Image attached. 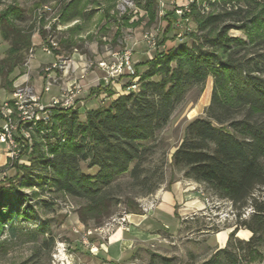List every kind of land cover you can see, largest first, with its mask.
<instances>
[{
	"label": "trees",
	"instance_id": "trees-1",
	"mask_svg": "<svg viewBox=\"0 0 264 264\" xmlns=\"http://www.w3.org/2000/svg\"><path fill=\"white\" fill-rule=\"evenodd\" d=\"M82 2L71 0L62 6L60 23L90 18ZM138 7L152 23L157 0H139ZM188 9L180 19L191 18L196 34L187 35L188 44L168 51L159 50L165 38L158 42L154 57L135 68L137 74L138 67L145 68L137 91L87 111L83 120L76 110H52V132L33 142L31 149L37 153L30 166L18 167L14 181L0 182V236L16 240L32 235L35 242L38 236L47 235L39 228L27 233L13 224V217L22 223L33 212L16 181L21 187L35 189V194L56 193L77 202V218L86 228L101 227L122 202L126 213L140 214L136 198L152 196L164 182L163 164L150 162L158 148L156 136L190 91L211 78L204 116L186 123L171 155L168 186L176 181L178 172L229 201L238 219L251 208L249 219L237 222L227 246L218 252L229 264H240L242 258L264 248V0H193ZM174 15L167 13L164 19ZM23 18V11L15 6L0 12V38L8 44L0 57V87L7 93L13 91V82L32 47L35 26L23 27ZM120 20L123 27L130 19L122 16ZM231 31H240L244 38L232 36ZM39 35L44 37L43 31ZM64 43L74 45L72 40ZM83 165L95 172L84 171ZM125 176L132 196L126 194L121 201L119 182ZM256 189H261L259 197L252 196ZM42 204L53 205L45 200ZM239 227L252 233L248 241L234 238ZM43 239V245H53L52 237Z\"/></svg>",
	"mask_w": 264,
	"mask_h": 264
},
{
	"label": "rangeland",
	"instance_id": "rangeland-1",
	"mask_svg": "<svg viewBox=\"0 0 264 264\" xmlns=\"http://www.w3.org/2000/svg\"><path fill=\"white\" fill-rule=\"evenodd\" d=\"M70 1L0 0V12L9 6L18 7L23 11L24 16L21 25L28 27L34 24L35 26L32 36L35 58L30 64L29 83L34 85L37 82L38 88H35L37 94L42 92L43 68L53 63L57 56L70 57L77 52L73 55L77 62L80 63L77 56H81L82 60L86 58L85 63L93 64L87 70V76L84 79H78L79 82L82 81L81 84H84L82 85L84 88L74 100L75 109H69L76 110L80 115L82 106L86 102L88 103V99L94 100L96 104L100 105L99 107H105L121 93L123 84H125L124 93L132 83L138 84L139 75L145 68L139 70L140 74H137L135 68L138 64L154 57L155 51L158 49V42H162L165 38L167 41L159 50L168 51L179 44H188L190 39L187 35L196 34L195 22L191 18L181 20V16L175 13L177 7L188 6L193 0H157L158 8L152 23H149L144 11L138 7L139 0H83V10L89 14L90 18L62 24L60 23L61 8ZM205 10L207 12L208 8ZM171 12L175 15L167 16L169 20H165V14ZM122 16L130 19L127 26L121 27L120 18ZM119 27H121V34L116 36ZM71 29L74 31H70ZM166 29L170 31L167 32ZM39 30L43 31L44 37H40ZM151 31L156 32V47L152 50L148 49L143 40L144 34ZM230 34L244 38L240 31H231ZM51 39L57 43L56 51L60 53L59 55H50L41 51L40 45ZM67 40H72L74 45L70 47L65 45L64 42ZM7 47L8 44L0 38V57ZM125 50L131 51L134 74L131 75L123 71L112 79V82L105 83L103 79L107 76V70L98 68V63L104 62L110 67L113 63H118V59ZM79 74V70H77L69 72L65 77H60L52 87L51 93L44 95L42 101L45 103L44 99L48 100L51 96H58L69 78H79ZM97 77L100 81L92 84V81ZM138 86L139 84L135 91L139 89ZM56 89L58 91L55 93ZM211 89L212 79L209 78L201 87L191 90L185 101L177 106L167 126L156 136L155 144L158 148L150 162L151 165L163 164L164 182L152 196L137 197L136 202L140 208L143 199L155 198V206L146 215L152 216L158 203L161 202L156 195L157 192L169 191L175 185L180 188L178 193L183 194L184 198L182 201L179 199L173 203V218L167 220V228L163 227L158 237L137 241L131 250L123 251L117 247L108 253H103L100 249L97 252H91L90 248L82 243V236L84 231L96 228H86L79 222L76 215L77 202L56 193L38 192L35 194L37 192L35 189L21 187L16 181L15 186L30 200L33 212H28L30 220L22 223V219L13 217V224L18 225L27 233H33L39 228L45 230L47 235L45 237L38 236L35 242L31 240L32 235H24L16 240L5 239L7 238L5 234L0 236V242L4 241L0 247V264H229L223 255H218V252L227 246L231 232L239 224L237 222L249 219L252 214L251 208H246L238 219L236 211L229 201L217 198L203 185L184 179L178 172L175 173L176 181L168 186L171 176V155L182 139L186 123L194 118L204 116V109L210 101ZM124 93L122 94L124 95ZM3 95L6 97V94ZM82 117L81 120L84 119ZM56 132L59 134L60 131ZM34 149L23 153L24 164H11L0 150V182L14 181V178L17 177L15 175L19 171L18 167L30 166L33 154L37 153ZM1 156H3L2 159ZM82 169L89 172L84 165ZM127 181L128 177L125 176L119 182L123 194L120 197L121 201L125 200L126 194L132 196V192L126 187ZM260 193L261 189H256L252 196L259 197ZM44 200L53 203V205L43 206ZM123 213L128 215L122 202L118 205L116 213L110 218ZM140 214L143 212L141 211ZM247 231V229L239 227L234 238L248 241L252 236L250 231H248L249 234L246 233V236H240L241 233ZM222 234L227 235V239L223 243L219 241V236ZM47 236L53 238V245L42 244L43 238H47ZM137 236L141 237V235ZM88 242L97 247L105 243L98 233L89 236ZM240 264H264V248H260L252 256L247 255V258H242Z\"/></svg>",
	"mask_w": 264,
	"mask_h": 264
},
{
	"label": "built area",
	"instance_id": "built-area-1",
	"mask_svg": "<svg viewBox=\"0 0 264 264\" xmlns=\"http://www.w3.org/2000/svg\"><path fill=\"white\" fill-rule=\"evenodd\" d=\"M184 12H189L188 6L175 9V13L179 16H182ZM160 13L162 14V11ZM155 39V31L147 32L143 36L144 42L148 49L151 50L156 47ZM40 49L42 52L51 55L55 54L54 52L58 49V45L51 39L41 44ZM75 53L70 57L57 56L53 63L43 68L42 92L37 94L35 85L29 83L30 64L35 58L34 46H32L21 65V73L14 81L13 91L7 93L0 87V147H2V152L11 164H24L23 153L31 150L35 139L51 134L54 126L52 110L75 109L73 106L74 100L84 88L78 79H84L87 76V70L93 65L91 62L85 63L86 58L82 60L81 56H77L80 63L77 62L73 57ZM97 66L107 70V76L103 79L105 83L112 82V79L123 71L131 75L134 74L130 50H125L118 59V63H113L110 67L104 62H99ZM77 70L80 73L79 78L68 77V82L60 90L58 96H51L45 103L42 101L44 95L51 93L52 87L60 77H65L69 72H76ZM98 81L100 79L97 77L92 81V84H96ZM137 85L136 82L132 83L126 88L125 93L135 91ZM3 94H6V97H3ZM154 199L149 197L141 201L140 210L143 215H147L152 211L155 206ZM127 216V214L123 213L120 216L110 218L101 228L84 231L82 243L88 246L91 252H97L117 230H127L129 225ZM93 233L101 235L105 243L100 244L99 247L90 245L88 237Z\"/></svg>",
	"mask_w": 264,
	"mask_h": 264
},
{
	"label": "crops",
	"instance_id": "crops-1",
	"mask_svg": "<svg viewBox=\"0 0 264 264\" xmlns=\"http://www.w3.org/2000/svg\"><path fill=\"white\" fill-rule=\"evenodd\" d=\"M144 67H138V70ZM144 71V70H143ZM82 81H80L81 83ZM84 83V82H83ZM35 88H38L37 82L34 84ZM84 85V84H82ZM125 84H123L124 87ZM123 87H121V95L124 93ZM55 89V88H54ZM55 91V90H53ZM58 90L56 89L55 93ZM117 95V93L115 92ZM118 94V95H120ZM125 94V93H124ZM117 95V97H118ZM115 97V98H117ZM113 98V99H115ZM46 102L47 99H44ZM97 101V100H96ZM98 103V102H97ZM100 105L96 104L94 100L88 99V103L83 104V108L81 109V115L79 113L80 118H84L85 114L89 110H95L99 108ZM2 147H0V150ZM3 156H1L2 159ZM93 171V172H92ZM95 170H90L89 173H94ZM180 188L178 186L173 185L172 189L169 191H159L156 195L161 200L158 203V206L153 211L152 216H146L143 214H128L127 219L129 222L128 228L126 231L117 230L110 238V240L103 246L100 247V251L103 253H108L115 248H119V250H131L136 244L137 241H144L149 238L158 237L160 234V230L166 227V222L168 219L173 218V203L178 201L179 199L184 200L183 194H179ZM189 208V207H188ZM187 208V209H188ZM141 235V237L137 236ZM227 239V235L222 234L219 236V241L221 243L225 242Z\"/></svg>",
	"mask_w": 264,
	"mask_h": 264
},
{
	"label": "bare ground",
	"instance_id": "bare-ground-1",
	"mask_svg": "<svg viewBox=\"0 0 264 264\" xmlns=\"http://www.w3.org/2000/svg\"><path fill=\"white\" fill-rule=\"evenodd\" d=\"M249 234V232L247 231V232H243V233H241V235L240 236H246L247 234Z\"/></svg>",
	"mask_w": 264,
	"mask_h": 264
}]
</instances>
